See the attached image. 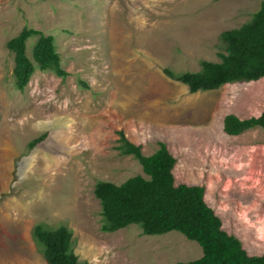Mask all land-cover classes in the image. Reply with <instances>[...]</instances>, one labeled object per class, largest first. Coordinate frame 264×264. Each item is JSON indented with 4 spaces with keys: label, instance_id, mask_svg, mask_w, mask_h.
Listing matches in <instances>:
<instances>
[{
    "label": "rangeland",
    "instance_id": "obj_1",
    "mask_svg": "<svg viewBox=\"0 0 264 264\" xmlns=\"http://www.w3.org/2000/svg\"><path fill=\"white\" fill-rule=\"evenodd\" d=\"M260 1L0 0V264H46L32 235L38 223L65 225L73 252L90 264H186L202 255L177 231L100 230L95 183L147 178L116 149L118 130L143 155L165 143L175 185H203L222 228L248 255L264 252V129H222L228 113L264 109V77L190 93L163 73L219 61L220 33L248 21ZM25 26L54 37L66 77L36 69L15 88L5 44Z\"/></svg>",
    "mask_w": 264,
    "mask_h": 264
},
{
    "label": "trees",
    "instance_id": "obj_2",
    "mask_svg": "<svg viewBox=\"0 0 264 264\" xmlns=\"http://www.w3.org/2000/svg\"><path fill=\"white\" fill-rule=\"evenodd\" d=\"M36 37L27 53L26 42ZM222 51L219 61L200 60L198 71L163 73L188 87L190 93L218 89L220 86L241 81H257L264 77V0L248 21L220 33ZM13 56L14 86L23 91L36 69L50 71L64 78L67 72L61 66L55 39L32 27H23L5 44ZM86 86L85 83H83ZM259 126L264 129V109L255 116L239 118L228 113L223 118L222 129L226 135L235 136ZM121 155L133 156L141 165L147 178L135 175L120 184L97 181L93 194L100 204L102 223L100 230L110 233L137 225L144 235H161L177 231L195 241L202 255L186 264H264V252L248 255L240 240L222 228V222L204 200L205 187L199 184L174 183L172 169L176 158L159 142L150 155H143L141 145L131 142L118 130ZM46 134L32 139L33 148ZM32 235L40 246L46 264H90L80 261L72 249V232L65 225L48 228L38 223Z\"/></svg>",
    "mask_w": 264,
    "mask_h": 264
}]
</instances>
